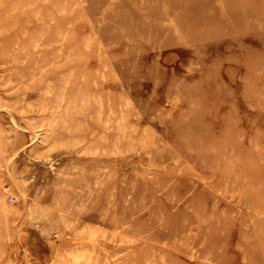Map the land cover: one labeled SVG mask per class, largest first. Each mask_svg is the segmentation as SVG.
<instances>
[{"label":"rangeland","instance_id":"1","mask_svg":"<svg viewBox=\"0 0 264 264\" xmlns=\"http://www.w3.org/2000/svg\"><path fill=\"white\" fill-rule=\"evenodd\" d=\"M0 264H264V0H0Z\"/></svg>","mask_w":264,"mask_h":264}]
</instances>
